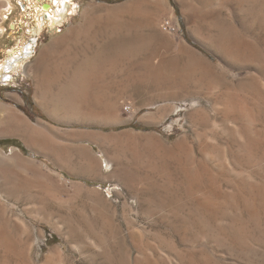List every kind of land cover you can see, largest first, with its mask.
<instances>
[{
  "label": "rangeland",
  "instance_id": "1",
  "mask_svg": "<svg viewBox=\"0 0 264 264\" xmlns=\"http://www.w3.org/2000/svg\"><path fill=\"white\" fill-rule=\"evenodd\" d=\"M67 4L0 0V64L36 41L0 76V150L22 160L0 165V264H264V0ZM92 4L102 49L55 53ZM108 12L143 41L106 42Z\"/></svg>",
  "mask_w": 264,
  "mask_h": 264
},
{
  "label": "bare ground",
  "instance_id": "2",
  "mask_svg": "<svg viewBox=\"0 0 264 264\" xmlns=\"http://www.w3.org/2000/svg\"><path fill=\"white\" fill-rule=\"evenodd\" d=\"M57 1H59V0H57ZM68 1L69 0H62V4H63L62 5L63 6L62 10H65L67 8L66 5H68L67 4ZM48 6L50 7V4L49 5L47 4L46 5V8ZM101 9H102V6L101 5L92 4L91 6H89V8L87 9V11L85 12V17L87 18V23L82 24V25H78V26L75 25V26L71 27L69 29V31H68L67 34H65L61 38L57 39L56 40V43L53 45L54 52L55 53H57L59 51H61V52H67V50L69 49V47L72 44V42H75V44H77V43H79L81 41V39L95 40V42L97 43V47L100 48V49H102L101 43L99 41L97 42L96 38L94 37V36H97L96 34L99 31V29L101 28L99 22H100V19H102L103 16H104L101 13ZM91 15H93V19H90V16ZM105 15L108 18V20L110 21V23L108 24L109 25L108 27H110L108 29L110 31V33L109 32H106V34L109 33L108 34V39L105 40L106 42H108V41L109 42H113V41L115 42V38L118 37V35H116L118 32H121V33L124 34L123 35L124 37L122 39L121 38L120 39H117L118 40L117 42L120 41V43L122 45H127V44L130 45V44H134V42H142L143 41V39L141 37H134V36L132 37V34H134V30H136L133 25H132V27H130L131 25H129V27H127V26L124 27V25H122L121 23L120 24L118 23V18L116 17V14H115V16H112L114 14L112 13V15H111L110 12H108ZM153 20L154 19H151L150 18L149 21L147 22V26H155L156 27V25L154 24V21ZM35 42L28 44L26 46L25 50L24 51H21L20 53L15 52L14 54H10V56L8 57V59L5 62H3V63L0 64V76L2 78L6 79V80L7 79L8 80L9 79H13L12 71H16V70H18L21 67V63H20L21 60L20 59L23 58L24 56H26V58L27 57H30L35 52V48H36V43ZM103 42H104V40H103ZM89 43H87L85 45L87 47V49H90L91 48V45ZM83 49H85V48H83ZM50 57H49V59H50ZM51 61H52L51 59L50 60H47V58L45 56H42L39 59L38 63L41 62V64L43 63V65H45L46 62H51ZM92 61H94V60H92ZM92 61L90 60V62H92ZM156 70H157V67H156ZM93 73L94 72H92V74ZM39 93H42L41 97L43 99V101H42L43 104L46 103L45 100L48 97L51 100H49L47 102H50V101L53 102V101H55V98L56 97H54L53 95H50V93H49L48 90L45 89L43 91H39ZM83 95L84 96H87V93H84ZM71 104L72 103L69 100H67V101L57 100L56 105H55L53 111L54 112L62 113V114L67 115V116L68 115L69 116H75V114H78L79 115L80 114L79 112H81V110H79V109H73L70 106ZM87 112L88 113H91L93 116H97L99 119L101 118L99 115H97L98 112H96L95 110H92L91 109V111L88 110ZM133 114H135V108H134ZM153 115L154 114L146 113L145 114V117L151 118V117H153ZM110 116H112V115L111 114H108L107 117L106 116H103V118H101V120H103V122L104 121L105 122H109L110 119H108V118ZM95 120H98V119L95 118ZM113 136L114 135H105V136H102L101 141H100V144L103 145V146L113 145V142H114L113 141ZM21 161L22 160H21L20 155H18V154L8 155L5 152H3L2 150H0V165L5 164L8 168H10V167L18 166V164L20 165ZM103 166L104 167H109L110 172L112 174L118 176V177H122V176H124L127 173L126 172L127 170L122 165L118 164L116 167H114L110 162H107V161H106V164H104L102 162L101 165L98 166V167L95 166L93 163L91 164L90 162L84 161L82 168L84 170H86V171L92 170V172L95 171L96 174H100L102 172ZM1 233H4L3 230H1ZM1 233H0V235H1ZM1 237L5 238V240H6V237L4 235H1L0 238ZM0 241H2V240H0Z\"/></svg>",
  "mask_w": 264,
  "mask_h": 264
},
{
  "label": "built area",
  "instance_id": "3",
  "mask_svg": "<svg viewBox=\"0 0 264 264\" xmlns=\"http://www.w3.org/2000/svg\"><path fill=\"white\" fill-rule=\"evenodd\" d=\"M162 27L166 32H177L178 26L173 23L171 20L167 19L162 23ZM124 112L127 114H133L134 112V106L131 102H127L124 105Z\"/></svg>",
  "mask_w": 264,
  "mask_h": 264
},
{
  "label": "crops",
  "instance_id": "4",
  "mask_svg": "<svg viewBox=\"0 0 264 264\" xmlns=\"http://www.w3.org/2000/svg\"><path fill=\"white\" fill-rule=\"evenodd\" d=\"M0 113L2 114V108H1V105H0Z\"/></svg>",
  "mask_w": 264,
  "mask_h": 264
},
{
  "label": "water",
  "instance_id": "5",
  "mask_svg": "<svg viewBox=\"0 0 264 264\" xmlns=\"http://www.w3.org/2000/svg\"><path fill=\"white\" fill-rule=\"evenodd\" d=\"M46 5H47V4H44V8H46ZM48 5H49V4H48ZM49 8H50V7H49ZM46 9H47V8H46Z\"/></svg>",
  "mask_w": 264,
  "mask_h": 264
},
{
  "label": "trees",
  "instance_id": "6",
  "mask_svg": "<svg viewBox=\"0 0 264 264\" xmlns=\"http://www.w3.org/2000/svg\"><path fill=\"white\" fill-rule=\"evenodd\" d=\"M11 142H15V141L11 140Z\"/></svg>",
  "mask_w": 264,
  "mask_h": 264
}]
</instances>
